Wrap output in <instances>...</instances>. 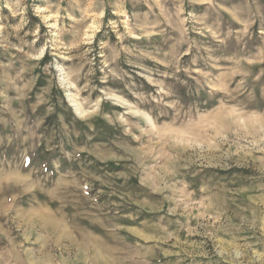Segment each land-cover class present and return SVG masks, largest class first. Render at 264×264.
I'll return each mask as SVG.
<instances>
[{
  "label": "rangeland",
  "instance_id": "1",
  "mask_svg": "<svg viewBox=\"0 0 264 264\" xmlns=\"http://www.w3.org/2000/svg\"><path fill=\"white\" fill-rule=\"evenodd\" d=\"M0 264H264V0H0Z\"/></svg>",
  "mask_w": 264,
  "mask_h": 264
}]
</instances>
